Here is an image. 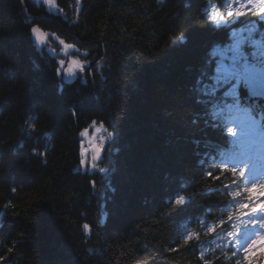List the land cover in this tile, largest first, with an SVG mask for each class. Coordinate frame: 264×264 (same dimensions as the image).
I'll use <instances>...</instances> for the list:
<instances>
[{
  "label": "trees",
  "instance_id": "obj_1",
  "mask_svg": "<svg viewBox=\"0 0 264 264\" xmlns=\"http://www.w3.org/2000/svg\"><path fill=\"white\" fill-rule=\"evenodd\" d=\"M54 1L65 14H45L29 0H0V264H204L201 256L236 264L251 221L236 211L247 203L244 182L218 171L221 163L234 166L235 139L226 127L236 113L217 118L220 151L198 153L206 107L200 96H188L187 71L202 61L197 39L206 50L214 41L212 50L226 46L233 31L262 25L258 15L223 16L220 29H212L197 16L202 0H81L79 12L69 0ZM227 1L206 0L211 8ZM35 25L75 45L91 62L87 73L74 81L55 76L57 63L32 42ZM262 34L245 48L256 63ZM193 45L198 52L187 50ZM245 99L242 107L249 106ZM93 119L113 132L99 161L105 172L71 174L79 134ZM253 119L264 132V112L254 109ZM108 166L113 195L97 203L87 177L105 187L100 178ZM177 195L186 202L169 212ZM189 232L194 238L182 246Z\"/></svg>",
  "mask_w": 264,
  "mask_h": 264
},
{
  "label": "snow or ice",
  "instance_id": "obj_2",
  "mask_svg": "<svg viewBox=\"0 0 264 264\" xmlns=\"http://www.w3.org/2000/svg\"><path fill=\"white\" fill-rule=\"evenodd\" d=\"M45 4L52 5L55 7L53 0H44ZM77 5H80L81 0H76ZM227 16L231 17H244L252 16L254 13L258 14V17L264 20V0H232L228 4ZM234 9V11H233ZM62 11V10H61ZM223 16L220 12H211L209 17L210 22L219 27L221 24L225 23ZM30 33L35 36L36 42L38 44L43 43V33L40 28L36 26H31L29 29ZM253 27L247 29V35L242 33L237 36V33H233L232 42L224 47L214 48L210 53V58L213 64L212 73L209 75L207 72L204 73L202 78L199 80L201 85L197 92L199 93L201 102L206 108L211 110V115L213 119L223 117L227 110L228 115H232L233 112L236 113L234 121L238 123L239 130L233 126H227L226 132L228 137H237L240 135L243 137L247 131L248 122L252 120L254 109L249 105L248 107H242L243 100L245 97H264V50L261 51L259 62H253L246 52L245 48L247 46H255L257 43L252 38ZM63 45L62 51H67L73 49L75 45L65 43L63 40L60 41ZM65 60L58 61L59 66L55 67V76H66L73 77L77 75L78 72L84 73L87 71L86 65H89L87 59L81 60L79 58H71L67 61V66L65 67ZM101 61L97 59L95 61L96 67L99 68ZM97 121L92 120V127L95 128V132L92 133V137L89 138V144L91 145V160L87 163L90 165L91 170L98 171L99 173H104L105 168L99 166V161L101 160L102 150L104 149L105 142L107 139L113 137V132L108 131L105 128L104 123H99V127H96ZM197 121L194 119L193 124ZM103 131L106 135H100L98 137V142L96 140V133ZM89 129L85 128L80 132V136H87ZM85 149V153H86ZM85 154L80 156V161L83 160V165L86 164ZM247 163L243 160H238L235 162L234 166L229 167L227 164L221 163L219 165L218 171L221 174L230 172L235 179H242L245 175V169ZM209 178L219 180L220 176H216L213 172L209 171L205 173ZM93 187H95V181H92ZM15 189H13L14 191ZM246 193L245 200L247 203L237 204L236 211L240 215L254 216L257 207L264 211V202L258 203L261 198H264V183L259 185L252 184L250 187L243 190ZM232 196H239L240 192L229 193ZM186 202V197L184 195H177L174 201L171 202V208L169 212H174L177 208L184 205ZM7 207V205H6ZM233 218L232 213H229L228 219ZM223 223V221H221ZM251 223L256 224L255 219L251 220ZM259 226L264 228V218L259 221ZM84 231L89 230V224L85 223L83 225ZM213 229L208 228V232L211 233ZM228 236L234 237L235 232H228ZM194 238V234L189 232L183 239L182 246H188L189 242ZM238 239V238H237ZM261 241H264V236L259 237L258 240H253L250 244L243 248L242 259H237L236 264H261L264 261V256H253L252 253L256 251L257 246ZM173 251H178L179 249H172ZM11 251V249H9ZM92 251V249H89ZM235 256L236 254L233 253ZM203 259L204 264H212L208 259Z\"/></svg>",
  "mask_w": 264,
  "mask_h": 264
},
{
  "label": "bare ground",
  "instance_id": "obj_3",
  "mask_svg": "<svg viewBox=\"0 0 264 264\" xmlns=\"http://www.w3.org/2000/svg\"><path fill=\"white\" fill-rule=\"evenodd\" d=\"M29 1H31V0H29ZM230 1L231 0H228L225 6L223 4H220L217 7L214 6V7L211 8V7L208 6L209 4H208V2H206V0H202L201 1V5L198 8H196V13H197V16L199 17V20L202 23H205L208 27L210 26L212 29H220V27L211 26V24L213 25V23L210 22L209 17L211 15V12H220L226 18H229L227 16V11H228V7L227 6L230 3ZM202 4H206V8ZM233 11H234V9H233ZM23 12H24V17H26L27 19H30L31 21H35V18H31L28 14L26 16L25 10H23ZM35 26H37V25H35ZM197 27L200 28V25L197 26ZM229 38H230V40L233 39V34H231L230 37L226 36L225 37V42L228 41ZM180 39H181L180 41L182 42L184 37H180ZM192 39H193V40H191V42L193 41L192 44H194V45L198 44L199 47L201 48V51L203 50V48H205V50L203 52V55L201 57L202 61H200L199 65L196 66L197 69H193V70L187 71V73L189 74L190 79H192L190 81L191 86H189L188 89H187V91H188L187 94H188V96H192L193 99L197 100L199 98V93L197 92V89L201 86L198 83L199 80L202 78V76L204 75L205 72H207V74L210 75L212 73V70H213L212 60H211V58L209 57L208 54L211 53L212 49H211L210 46L213 45L215 43V41L206 50V46H204L205 43H202L199 39H197V44H195V40L196 39H194L193 37H192ZM73 41H75V39H73ZM32 42H33V44H35V41L33 39H32ZM203 42H204V40H203ZM226 44H229V43L226 42ZM194 45L190 46V49H187V50H192L194 52H198V48L195 47ZM222 47H224V46L222 45ZM37 52H40V51H37ZM245 52H246V50H245ZM246 54H247V52H246ZM192 58H194V57L192 56ZM48 63L49 62H47V64ZM48 65H50V64H48ZM172 65H174V63ZM178 85H180V83ZM245 101H246V103L248 105H251V107L253 109H259L262 112H264V97L248 98V99H245ZM225 111H227V110H225ZM200 114H201L200 115V120H199L200 125H201L200 129L203 131V135L196 142V145L198 146L197 150H199L198 153L201 154L203 149H204L203 152H206L209 149H211V150L213 149L215 151H220L219 147H218V144H217V140H216V138L218 136H217V134L215 132V129H217L218 132L220 130H222L223 127H222L221 121H219L217 119H213V117L211 115V112L206 111V108H205V110L201 111ZM228 116L229 115H227V117ZM227 117L225 116V118H227ZM250 124L253 125L254 127L262 130V128L259 125H257L254 122L253 119L248 122L247 126L249 127ZM263 134H264V132H263ZM80 156H81V154H79V157H78L77 161L74 163V165H73V167L71 169V174L78 173V172L79 173H84L85 171H88V172L91 173L92 171H94V170H86L85 168L84 169L82 168V166H81L82 165V161H80L81 165L79 164ZM207 159H209V161H211L213 164L216 165L217 160L215 158L208 157ZM111 168H110V170L107 168V172H106L107 175L105 174L106 175L105 178H100V179H103V182L105 183L104 184L105 187L100 186V184H99V185H97L98 186L97 188L96 187L94 188L93 185H92L93 178L87 177V179H88L87 182L90 184L91 189L94 191L93 193H91V195H92V197L94 198V200L97 203L99 201H102L101 199L109 198L110 196L113 195V189L114 188L109 183L110 182L109 176L113 172V168L112 169ZM107 181H108V183H106ZM169 199H170V197L168 198V200ZM219 202H220V200L218 201V203ZM95 207H96V210H97L98 205H96ZM5 215H6V210H5L4 206H1V208H0V224L2 223L3 217H5ZM206 226H207L206 227V235H208V236L210 235L211 236L212 233L208 232V228L211 227V226H210V224H207Z\"/></svg>",
  "mask_w": 264,
  "mask_h": 264
},
{
  "label": "rangeland",
  "instance_id": "obj_4",
  "mask_svg": "<svg viewBox=\"0 0 264 264\" xmlns=\"http://www.w3.org/2000/svg\"><path fill=\"white\" fill-rule=\"evenodd\" d=\"M31 2L33 4H35V5L37 4L38 6H41L42 9L44 10L45 14H48V15H49V13H51L52 15H58V14H61V13L65 14L62 9H61L62 11L59 13L58 6L56 5L57 3H55L54 0H53V3L55 5V7H53L52 5H49V4H45L44 0H31ZM66 4H68L67 1H66ZM69 4L74 7V11L75 12H77V11L79 12L80 5H77L76 0H69ZM69 7L70 6H67V8H69ZM26 16H27V14H26ZM43 34H44L43 37H45L46 40H47V44L45 45V48L44 47L42 48V50H43V52H46L48 55H50L53 58V60L55 62H57V64H58V61L65 60L66 63H65L64 66L66 67L67 66V61L69 59H71V58H79L81 60L85 59L84 58V54L81 51H79L76 47H74L73 49H69L67 51H62L63 45H61V43H60L61 40L60 39L56 38L55 36L48 35V34H46L44 32H43ZM31 36H32V34H31ZM31 38L33 39V36ZM49 38H50V40H49ZM56 47H58V50H57L58 52L54 51V48H56ZM35 48H36V51H37V47L36 46H35ZM53 51H54V53H53ZM90 63L91 62L89 61V64ZM58 66H59V64H58ZM85 67H86V69L88 71L91 68V65H86ZM87 71L85 73H87ZM75 76L66 77V76L61 75L62 78H64L65 80H68V81L72 80ZM96 127H99V126L96 125ZM88 129H89V133H88L87 136H85V137L80 136V148H81L80 149V154L81 155L85 154L84 158L86 160V164L84 166H82V168L83 169L85 168L86 170H91L90 169V165L87 163L88 161L91 160V145L89 144V138L92 137V133L95 132V128L91 126ZM100 135H106V133H104L103 131H101L100 133H96L97 142H98V137ZM109 140H111V138H109ZM107 141H108V139L106 140V142ZM106 142H105V146H106ZM251 145H254L255 147L259 146L257 142L256 143H252L251 142ZM85 149L87 150L86 153H85ZM104 150H105V148L102 150V152ZM261 156H264V155H262L260 153H257L256 157H255V159L253 160L252 163L253 164L256 163V165L259 168H264V163L261 161ZM81 161H82V165H83V160H81ZM90 193H92V192L90 191ZM258 228H260V227H258Z\"/></svg>",
  "mask_w": 264,
  "mask_h": 264
},
{
  "label": "water",
  "instance_id": "obj_5",
  "mask_svg": "<svg viewBox=\"0 0 264 264\" xmlns=\"http://www.w3.org/2000/svg\"><path fill=\"white\" fill-rule=\"evenodd\" d=\"M32 36H33V40L36 42L35 36H34V35H32ZM44 43H45V39H44V37H43V43L38 44V43L36 42L37 51H39V50L41 49V47L44 45Z\"/></svg>",
  "mask_w": 264,
  "mask_h": 264
}]
</instances>
